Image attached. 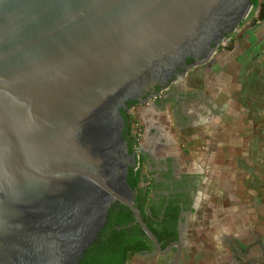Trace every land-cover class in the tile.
Here are the masks:
<instances>
[{
    "label": "water",
    "instance_id": "obj_1",
    "mask_svg": "<svg viewBox=\"0 0 264 264\" xmlns=\"http://www.w3.org/2000/svg\"><path fill=\"white\" fill-rule=\"evenodd\" d=\"M251 0H0V264H78L133 201L127 102L208 62ZM175 259L169 264H176Z\"/></svg>",
    "mask_w": 264,
    "mask_h": 264
},
{
    "label": "flooded vegetation",
    "instance_id": "obj_2",
    "mask_svg": "<svg viewBox=\"0 0 264 264\" xmlns=\"http://www.w3.org/2000/svg\"><path fill=\"white\" fill-rule=\"evenodd\" d=\"M195 61L189 57L186 65L178 68L179 73L185 72L182 78L173 75L166 86L156 85L140 99L129 100L127 108H121L125 119L132 109L138 111L139 116L145 110L153 111L155 116V119H145L142 134L133 131L138 144L129 149L136 159L129 168L137 178L136 186H131L133 179H129V171L127 174L128 183L134 191L133 201L148 228L150 226L155 232L160 247L157 250L145 234L144 239L149 241V246L134 255L139 257V264H169L175 259L176 264H195L197 256L189 248L198 216L205 219L209 230L212 227L208 225L211 219L206 215L211 210L212 200L217 198L212 185L215 175L207 167V161L203 162V169H189L182 163V154L190 153L186 140L196 132L204 142L207 158L211 152L208 144L213 142L211 127H233L236 124V128H239L238 122L235 123L237 118L233 116L238 112L230 106L232 100L223 91L213 96L197 86L189 85L194 70L201 66H194ZM230 110L233 112L231 121L228 120ZM161 118L164 119L163 123ZM181 135H184V139ZM124 137L129 147L130 137ZM221 137L225 136L222 134ZM224 140L236 145L239 143L237 136ZM244 140L249 141V138ZM122 205L126 206L120 202L110 206L113 216L126 213ZM137 225L141 228L135 217L127 224ZM217 230L216 241L219 244L215 246L216 251L213 250L216 258H208L203 264H264L262 231L247 226L236 231L232 227ZM184 257L185 261H182Z\"/></svg>",
    "mask_w": 264,
    "mask_h": 264
},
{
    "label": "rangeland",
    "instance_id": "obj_3",
    "mask_svg": "<svg viewBox=\"0 0 264 264\" xmlns=\"http://www.w3.org/2000/svg\"><path fill=\"white\" fill-rule=\"evenodd\" d=\"M190 80L189 85L213 96L223 91L238 112L230 110L239 128L236 124L211 127L213 142L208 144L211 152L207 158L204 142L196 132L186 140L190 153L182 154V163L189 169H203L207 161L215 175L212 185L217 198L206 215L211 219L208 225H212L213 235L205 219L198 216L190 237L189 249L197 256L195 264H203L216 251L218 228L232 227L236 231L247 226L264 233V0H258L237 29L217 47L211 60L194 70ZM154 117L153 111L145 110L139 116L132 109L128 121L134 131L142 134L145 119ZM226 136H237L239 143L226 142ZM127 264H139V257H132Z\"/></svg>",
    "mask_w": 264,
    "mask_h": 264
},
{
    "label": "trees",
    "instance_id": "obj_4",
    "mask_svg": "<svg viewBox=\"0 0 264 264\" xmlns=\"http://www.w3.org/2000/svg\"><path fill=\"white\" fill-rule=\"evenodd\" d=\"M251 1L252 5H256L258 2V0ZM128 119L127 116L124 135H129V149H131L132 145L138 144V140ZM128 177L133 179L130 182L131 186H136L137 178L133 174L132 169L129 170ZM122 207L125 208L126 213L123 212L119 216H113L110 211L111 207L109 208L107 221L99 230L97 238L87 248L78 264H127L133 255L149 246V241L144 239L146 238L144 231L138 225L127 226L131 220H134V216L128 207L123 205ZM143 217L146 219L145 216ZM150 230L156 235L153 229L150 228Z\"/></svg>",
    "mask_w": 264,
    "mask_h": 264
},
{
    "label": "crops",
    "instance_id": "obj_5",
    "mask_svg": "<svg viewBox=\"0 0 264 264\" xmlns=\"http://www.w3.org/2000/svg\"><path fill=\"white\" fill-rule=\"evenodd\" d=\"M214 243H215V246L219 244V243H218V241H215ZM214 243H213V244H214ZM132 257H134V255H133ZM132 257H131V258H132ZM131 258H130V259H131ZM208 258H209V257H208ZM208 258H207V259H205V262H207V261H208ZM212 258H216V256H215V255H213V257H210V260H211ZM130 259H129V260H130ZM128 262H129V261H128Z\"/></svg>",
    "mask_w": 264,
    "mask_h": 264
}]
</instances>
